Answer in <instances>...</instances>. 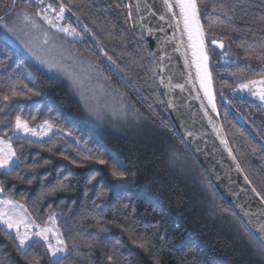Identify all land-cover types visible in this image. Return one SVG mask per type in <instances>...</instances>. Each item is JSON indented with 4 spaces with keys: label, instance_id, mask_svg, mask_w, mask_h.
Here are the masks:
<instances>
[{
    "label": "trees",
    "instance_id": "16d2710c",
    "mask_svg": "<svg viewBox=\"0 0 264 264\" xmlns=\"http://www.w3.org/2000/svg\"><path fill=\"white\" fill-rule=\"evenodd\" d=\"M62 2L124 73L125 79L106 66L110 81L144 116L146 127L117 132L91 125L68 86L6 41L0 29V138L10 140L18 158L9 171H0L3 193L40 226L57 215L67 247L60 264H264L260 245L215 191L171 122L135 1ZM198 4L219 107L220 94L229 96L239 84L264 76V0ZM19 5L35 6L17 0L14 9ZM12 8V0H0V17ZM213 38L224 48L211 45ZM219 85L226 87L221 93ZM16 116L32 127L47 121L63 133L42 142L15 136ZM222 124L244 172L264 196L257 150L230 133L223 119ZM46 248L35 241L24 252L16 235L0 225V264H50Z\"/></svg>",
    "mask_w": 264,
    "mask_h": 264
},
{
    "label": "water",
    "instance_id": "95a60500",
    "mask_svg": "<svg viewBox=\"0 0 264 264\" xmlns=\"http://www.w3.org/2000/svg\"><path fill=\"white\" fill-rule=\"evenodd\" d=\"M134 1L139 26L152 61L159 91L175 130L215 191L247 233L259 244L254 235L264 238V231L260 230V226L264 224V201H261L260 197L252 191L255 187L244 172L223 127L209 53L208 70L211 73V93L215 111L200 86L195 65L191 63V50L186 47L187 36L182 37L185 46L181 47V33L176 30L175 20L167 13L162 0ZM65 15L69 22L82 31L84 24L80 21V25H77L76 16L72 12ZM161 15H164L165 19L161 20ZM174 35L176 39L173 40ZM85 38L106 66L125 79L124 73L116 63L103 56L101 49L105 50L95 37L85 33ZM176 48L180 50L176 51ZM186 60L189 63L186 64ZM239 86L231 93L233 98L245 103L264 105V101L259 96L261 90H264V85H250L251 91L248 89L241 91ZM233 111L236 113L235 110ZM238 118H240L239 115ZM253 135L258 141L260 140L255 133ZM222 140L227 142V146L222 143ZM245 176L248 178L247 181Z\"/></svg>",
    "mask_w": 264,
    "mask_h": 264
},
{
    "label": "snow or ice",
    "instance_id": "6c2138e0",
    "mask_svg": "<svg viewBox=\"0 0 264 264\" xmlns=\"http://www.w3.org/2000/svg\"><path fill=\"white\" fill-rule=\"evenodd\" d=\"M27 2L29 4H35L38 9L36 14L33 15L21 9L20 12L13 16L10 21L7 16L0 17V29L4 31L6 36H10L17 41L22 49L36 59L40 64L46 65L49 70L64 71L59 65L50 63L45 57L39 54L38 49L42 50L40 45H48L51 37L49 32L44 30L43 26L38 22L37 17L39 20L44 21L50 29H54L56 32L62 33L65 37H71L73 41H82L85 38V33L91 34V30L87 25H82V31H78L77 27H74L72 22L61 23L66 21L65 14L72 12V9L67 8L62 0H54V2H49L47 4H45V0H27ZM16 3L17 0H12L13 8L9 9V12L14 10ZM162 4L167 13L171 15V18L175 20L176 30L181 33V47L185 46V41L182 37L185 35L187 36L186 47L191 50V63L195 65L200 86L203 88L205 95L208 97V100L212 104V108L215 111V103L213 102L214 98L211 93V73L208 70L209 55L207 51L208 44L206 43L207 37L205 36L204 26L201 23L202 13L198 0H162ZM128 7H131V5ZM160 19H165V16L161 15ZM76 24L80 25L79 17H76ZM35 32H40L42 34L43 39L40 40V45L36 44V40H38L39 37L33 35ZM172 39H176L175 35ZM209 42L211 45L220 49L224 48L223 42L215 38L211 39ZM179 50V48H176V51ZM101 52L103 56L107 57V59L111 61L112 58L108 56L107 52L102 49ZM112 62L115 63L114 61ZM187 63L189 62L186 60V64ZM256 84L264 85V80L249 81L248 83L240 84L239 89L241 91L245 89L251 91L250 85ZM25 87H27V85H25ZM253 94L255 95L256 93ZM13 95H16V93L13 92ZM259 96L260 99L264 101V90H261ZM5 99H8V97H5ZM15 119L16 129L18 131L22 130L26 135H39L42 138L44 135H47L48 131L52 130L51 124L47 121H45V130L38 131L35 128L29 127L27 121L22 120L20 116H16ZM0 143H2V141H0ZM222 143L227 146L226 141L222 140ZM0 152H3V150L0 149ZM229 154L231 155L230 149ZM17 159L15 151L12 150L9 145L7 153L0 155V168L10 167ZM100 163H104V161L101 160ZM116 174L121 177L125 175L123 172ZM245 180H248L247 176H245ZM249 183L251 182L249 181ZM0 191H3V189L0 188ZM252 191L257 197H260L261 201H264V196H262L260 192H257L255 188H253ZM5 203L10 204L12 202L5 201ZM0 220L7 225L8 230L13 228L16 229V240L18 241V247L20 250L26 252L27 248L30 247V242L32 241L33 236L39 237L47 245L46 251L49 253L50 264H60V261L63 258L61 253H65L67 249L64 240L59 239L60 233L56 230V221L54 217L49 218L50 227L39 228V231L31 234L28 231H25L24 233L19 231L22 224L25 229L33 227L31 222L26 223L23 218H5V215L0 213ZM260 230L264 231V224L260 226ZM49 234L56 237L55 245L49 242ZM254 238L259 241L260 251L261 253H264V238L255 235ZM108 259L111 261L113 258L109 256Z\"/></svg>",
    "mask_w": 264,
    "mask_h": 264
},
{
    "label": "rangeland",
    "instance_id": "374dc122",
    "mask_svg": "<svg viewBox=\"0 0 264 264\" xmlns=\"http://www.w3.org/2000/svg\"><path fill=\"white\" fill-rule=\"evenodd\" d=\"M47 3H49V1L45 0V4ZM21 9L33 15H35L38 10L36 6L29 7L19 5L7 15L8 20L10 21L11 18L20 12ZM37 19L38 22L43 26V29L49 32L51 37L48 45H40V40L43 39L42 34L40 32L33 33L34 36L39 37V39L36 40V44L40 45V48L42 49H38L39 54L45 57L50 63L59 65L64 71L49 70L46 65L40 64L31 55L25 52L20 44L12 37L6 36L4 31L1 29L3 38L22 51L25 56H27L34 64L47 72L50 76L63 81L68 86L73 96L81 103L84 108L87 120L94 127L98 129L110 128L117 132L138 131L144 126L146 127V124H144V116L133 109L121 90L117 86L113 85L110 81L109 69L105 64H103V62L99 61V59L95 57V53H93V50L91 49V44L85 42L84 39L82 41H73L71 37H65L62 33H58L54 29H50L49 26L45 24L44 21L39 20L38 17ZM65 22H68L67 19L61 23ZM29 127L41 131L45 130V123L36 127L29 125ZM62 133L63 132L60 129L52 126V130L48 131L47 135H44L41 138L39 135H26L22 130L18 131L15 129V136L24 137L38 142L45 141L56 134ZM0 141H2V143H0V149L3 150V152H0V155L7 153L9 145L11 146V149L14 150L10 140L0 138ZM17 162L18 161L16 160V162L8 168H0V171H9ZM174 164L178 163L174 162ZM179 164L183 165L184 161ZM5 201H11L12 203H5ZM0 213H3L5 218H23L26 223L31 222L33 227L28 229H25L23 224L21 225L19 229L21 233L28 231L31 234L39 231V228L51 226L49 220L45 226L38 225V223L31 217L27 209L22 204L7 197L3 191H0ZM51 217L55 218V227L60 233L59 239L64 240L58 227L57 215L54 214ZM0 225H2L6 231L16 235L15 228L8 230L7 225L4 224L2 220H0ZM35 241L44 243V241L39 237L33 236L30 246ZM49 242L55 245L56 237H53L51 234H49ZM44 245L47 247L45 243ZM66 254L67 251L65 253H61L62 257H64Z\"/></svg>",
    "mask_w": 264,
    "mask_h": 264
},
{
    "label": "flooded vegetation",
    "instance_id": "af4514ba",
    "mask_svg": "<svg viewBox=\"0 0 264 264\" xmlns=\"http://www.w3.org/2000/svg\"><path fill=\"white\" fill-rule=\"evenodd\" d=\"M261 79H264V76L249 81ZM249 81L241 84L248 83ZM219 86L221 93L226 87L223 85ZM234 90L230 92L229 96L224 93L220 94L219 112L222 113L221 118L230 133L236 134L237 139L240 136L244 137L257 150V154L254 157L258 159L257 161L263 169L262 173L264 174V105L245 103L239 99H235L231 94ZM238 115L240 118H238ZM254 133L259 137V141L253 135Z\"/></svg>",
    "mask_w": 264,
    "mask_h": 264
}]
</instances>
